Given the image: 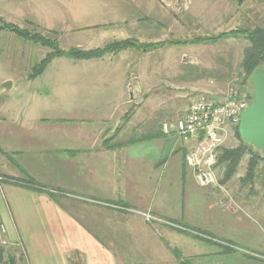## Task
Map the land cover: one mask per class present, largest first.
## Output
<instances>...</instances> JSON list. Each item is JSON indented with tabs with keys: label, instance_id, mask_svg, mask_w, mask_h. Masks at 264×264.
Listing matches in <instances>:
<instances>
[{
	"label": "crops",
	"instance_id": "crops-1",
	"mask_svg": "<svg viewBox=\"0 0 264 264\" xmlns=\"http://www.w3.org/2000/svg\"><path fill=\"white\" fill-rule=\"evenodd\" d=\"M91 3L0 0V25L31 26L43 34H53L65 50L90 49L98 45L86 44L96 40L99 33L93 31L90 36L79 32L76 42L74 31L82 30L88 15L89 20L94 18L91 15L96 10L89 11ZM0 33L5 40L0 47L4 52L0 84L11 82L8 89L0 86V224L8 242L5 255L8 252L15 264H113L115 258L95 230L104 228L105 207L96 204L97 212L102 213L95 222L89 220L87 208L82 211H86L85 216H74L72 201L82 203L84 197L121 201L133 210L169 202L167 213L175 212L172 217L178 216V220L193 204L188 201L190 192L201 190L206 201L215 198L211 207H223L225 201L218 193L217 198L200 187L186 166L184 153L192 143L184 142L174 132L163 133L162 123L176 118L171 117L169 107L156 113L132 108L133 95L125 90L126 73L122 70L129 69L124 59L133 48L119 51L121 60L106 59L114 53L85 60L54 57L44 68L43 77L49 75L50 82L42 90L36 83L39 78L30 79L28 73L49 48L24 40L11 44L16 35L6 27ZM116 79L119 84L114 85ZM96 81L100 89L90 90V84ZM126 98L132 104H126ZM239 167L224 182L229 188L242 177L239 170L242 173L244 168ZM166 181L171 191L174 185L173 195L153 190ZM242 185L240 182L236 189L240 196L246 192ZM199 206L195 212L209 214L208 207ZM214 212L210 214L213 222L191 226H202L230 240L216 230L238 220L237 212ZM238 217L241 220L240 214Z\"/></svg>",
	"mask_w": 264,
	"mask_h": 264
},
{
	"label": "rangeland",
	"instance_id": "rangeland-1",
	"mask_svg": "<svg viewBox=\"0 0 264 264\" xmlns=\"http://www.w3.org/2000/svg\"><path fill=\"white\" fill-rule=\"evenodd\" d=\"M91 2L89 11L96 10L95 14L91 15L94 18L89 20L88 15L85 23L81 24L83 31L75 29L74 40L77 42L79 39L78 36L81 35L79 32L91 36L95 31L99 36L86 45L99 46L113 39L125 38L135 39L140 43H154L146 51L131 49L126 53L124 62L130 67L121 69L126 73L124 87L132 93V108H137L138 112L152 109L156 113L164 111L167 106L171 117L181 115L189 99L196 94L211 92L218 95L229 85L239 86L244 78L241 67L243 51L249 42L243 36H226L225 32L237 27L253 28L256 25L264 27V0L241 2L91 0ZM97 10L101 12L97 13ZM30 27L24 28L37 30ZM220 33L224 35L216 37ZM51 37L56 39L59 48L62 49L58 38L55 35ZM195 37L204 38V41L191 43L190 40ZM23 40L16 35L12 37L11 44L18 45ZM4 41V33H0V47L4 46ZM44 55H41L39 60ZM119 55L120 53H114L106 59L121 60ZM3 56L4 52L0 50V58ZM44 71L45 69L36 76L39 78L36 79V83L42 90L50 82L49 75L46 79L43 77ZM33 78L35 77L30 79ZM118 80L114 81V85L119 84ZM99 89L97 81L90 84V90ZM240 90H247L249 94L251 91L248 85ZM127 100L126 98V104L131 102ZM112 123L115 124V121ZM112 123L110 122V127ZM238 141L234 134L226 145L234 146ZM140 151V148H137V152ZM247 158L246 154L239 164V168H244V171ZM244 171L241 173L239 170V173L243 176ZM255 171L256 175L252 182L242 183L243 188H246V192L242 191L243 196L237 194L236 190L240 188L241 178L229 188L224 182L221 183V177L218 176L221 186L205 187L217 198L219 195L225 201V204H222L224 208L211 207L215 198L206 201L200 194L201 190L190 192L188 201H192L194 205L190 204L186 208L181 220L176 219L178 216L172 217L175 212L167 213L171 209L169 202L163 201L158 206L150 204L146 209L133 210L121 201L102 202L86 197L82 203L72 201L74 216L78 218H81L82 214L85 216L86 211L83 213L82 211L87 208L89 220L93 218L95 222L97 215L100 217L102 213L97 212V203L103 205L106 210L114 208V211L104 210V228L95 229L101 234L107 243L106 247L115 258L113 264H264V161L259 162ZM168 183L169 181H166L153 190L158 193L167 191L173 195L174 185L171 191V188L167 187ZM209 196L211 198V195ZM92 201L95 202L94 205H90ZM201 204L209 208V214L194 211ZM216 209L223 213L237 212L238 220L234 219L232 223H227L220 230H216L223 235L226 234L231 241L215 236L214 232L202 226H199L200 228L191 226H198L197 223L201 222H213L210 214L214 215Z\"/></svg>",
	"mask_w": 264,
	"mask_h": 264
},
{
	"label": "built area",
	"instance_id": "built-area-1",
	"mask_svg": "<svg viewBox=\"0 0 264 264\" xmlns=\"http://www.w3.org/2000/svg\"><path fill=\"white\" fill-rule=\"evenodd\" d=\"M252 98L247 90L233 85L220 94L199 93L189 99L181 115L162 123L165 134L174 132L184 142L192 144L184 153L186 166L201 187L221 186L218 176L220 149L238 129L240 114ZM5 228L0 224V246H6Z\"/></svg>",
	"mask_w": 264,
	"mask_h": 264
},
{
	"label": "trees",
	"instance_id": "trees-1",
	"mask_svg": "<svg viewBox=\"0 0 264 264\" xmlns=\"http://www.w3.org/2000/svg\"><path fill=\"white\" fill-rule=\"evenodd\" d=\"M6 28L12 30L18 37L24 40H28L34 44H40L50 49L42 59L31 66L28 78L36 77L37 75L41 74L47 64L57 56H66L79 60L98 59L107 53H118L119 51L128 48H133L138 51H146L154 44L140 43L136 40L125 38L113 39L107 41L101 46L90 49L71 47L67 50H63L59 48L56 39L51 37L53 36V34L45 35L40 30L31 31L10 24ZM225 33L226 36H243L249 42V44L244 48L243 57L241 60V67L244 73V78L242 79L239 86L237 85V87L239 89H242L246 88V86L248 85L249 89H251V98L253 99L254 91L250 82V76L255 68L264 66V27L259 25H256L253 28L237 27ZM222 35L224 34L220 33L216 37ZM201 41H204V38L195 37L190 40L191 43H198ZM235 134L239 140L238 143L234 146L226 145L225 147L220 149L218 155V165L223 169V172L221 174L222 184L236 172L241 160L246 154L248 158L244 175L241 177L242 183L252 182L254 176L256 175L255 170L257 169L259 162L264 161V152L245 142L240 137L238 129H236ZM4 250L5 248L3 246H0V264H15L13 257H10L8 252H6L5 255Z\"/></svg>",
	"mask_w": 264,
	"mask_h": 264
},
{
	"label": "water",
	"instance_id": "water-1",
	"mask_svg": "<svg viewBox=\"0 0 264 264\" xmlns=\"http://www.w3.org/2000/svg\"><path fill=\"white\" fill-rule=\"evenodd\" d=\"M7 26L6 22H2L0 28ZM250 82L253 87L254 98L251 104L243 109L240 114L238 132L245 142L264 152V66L257 67L252 71ZM10 83V81H5L0 86L8 89Z\"/></svg>",
	"mask_w": 264,
	"mask_h": 264
}]
</instances>
